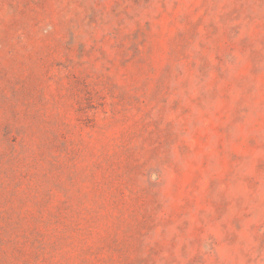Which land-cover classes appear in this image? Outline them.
<instances>
[{
  "label": "rangeland",
  "instance_id": "obj_1",
  "mask_svg": "<svg viewBox=\"0 0 264 264\" xmlns=\"http://www.w3.org/2000/svg\"><path fill=\"white\" fill-rule=\"evenodd\" d=\"M0 264H264V0H0Z\"/></svg>",
  "mask_w": 264,
  "mask_h": 264
}]
</instances>
